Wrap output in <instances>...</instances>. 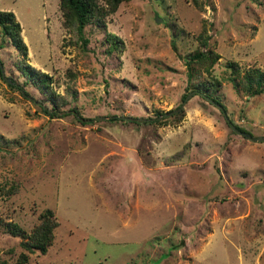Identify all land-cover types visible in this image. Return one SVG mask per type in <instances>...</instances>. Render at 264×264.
Wrapping results in <instances>:
<instances>
[{
  "label": "rangeland",
  "instance_id": "374dc122",
  "mask_svg": "<svg viewBox=\"0 0 264 264\" xmlns=\"http://www.w3.org/2000/svg\"><path fill=\"white\" fill-rule=\"evenodd\" d=\"M0 10L26 46L0 34V264H264V140L205 97L264 136V89L238 83L264 72V0H119L83 25V47L59 0ZM73 109L91 120L59 112ZM46 208L50 243L27 250Z\"/></svg>",
  "mask_w": 264,
  "mask_h": 264
},
{
  "label": "trees",
  "instance_id": "16d2710c",
  "mask_svg": "<svg viewBox=\"0 0 264 264\" xmlns=\"http://www.w3.org/2000/svg\"><path fill=\"white\" fill-rule=\"evenodd\" d=\"M119 0H106L107 7H104L101 4H97L96 0H59V7L62 11V14L66 16H70L74 19V28L78 33L80 39V45L83 47L86 40L82 35V27L83 25L90 19V17H95L97 20L101 19V16L105 14L106 11H111L115 8L117 2ZM19 24L18 21L14 18L13 13L10 10H0V34L7 35L10 39L12 45L22 54L24 55L26 52V46L24 41L22 40L19 33ZM106 39L109 44L110 49H115L119 51L122 48V42L118 36L114 33L106 32ZM1 44V43H0ZM217 53L213 50L209 51L206 59L208 63H211L216 57ZM227 64L230 66L231 70L234 71L237 67V63L234 60H229ZM207 64L204 65L207 68ZM17 67L21 71L22 74L33 78L34 83L47 84L48 75L46 72L35 69L34 67L28 65L27 63L20 61L17 63ZM238 83L240 88L245 90L249 94H254L261 92L264 89V72L258 68H249L245 70L240 78L238 79ZM42 87V85H41ZM182 94L181 97H183ZM222 105V104H221ZM223 108V106H222ZM49 116H55L57 114L56 108H44L43 109ZM224 110V108H223ZM57 111V112H56ZM60 113H72L76 118L80 119L81 122L86 120H91V118L83 119L79 116L76 110H60ZM177 116L181 115V109L177 110ZM160 114H155V116L145 117V118H134L137 122H152L159 121L158 116ZM111 118H114L111 117ZM235 127L241 131L247 132L243 127L234 124ZM249 133V132H248ZM41 219L31 228L30 232L26 234V239L21 241V245L24 246L27 250L38 249L40 252L45 251L46 245L50 243L52 238L51 228L55 226L56 222L52 218L51 210L46 208L40 214ZM13 233H18L22 230L15 226V229H10ZM25 259V255L23 253L19 254V261Z\"/></svg>",
  "mask_w": 264,
  "mask_h": 264
},
{
  "label": "water",
  "instance_id": "95a60500",
  "mask_svg": "<svg viewBox=\"0 0 264 264\" xmlns=\"http://www.w3.org/2000/svg\"><path fill=\"white\" fill-rule=\"evenodd\" d=\"M0 70H1V67H0ZM205 97H206V99H207L209 102L213 103L217 108H219V109L221 110V112L223 113V116H224L225 120L227 121V124L229 125V127H230L232 130H234V131L237 132V133L243 134V135H245L247 138H250V139H252V140H264V136H263V135L252 136V135L249 134L248 132L241 131V130L237 129V128L235 127V125H234V124H233V123L227 118V116H226V114H225V111H224L223 108H222V105H221L219 102L215 101L214 99H212V98H210V97H208V96H205ZM185 99H186V96H184L183 100H185ZM181 106H182V104H180V105L178 106V108L175 109V110L180 109ZM98 117H99V116H95V118H98ZM124 117L131 118V117H129V116H124Z\"/></svg>",
  "mask_w": 264,
  "mask_h": 264
}]
</instances>
